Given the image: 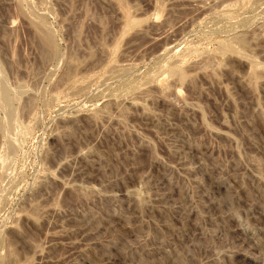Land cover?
Masks as SVG:
<instances>
[{
    "label": "rangeland",
    "instance_id": "1",
    "mask_svg": "<svg viewBox=\"0 0 264 264\" xmlns=\"http://www.w3.org/2000/svg\"><path fill=\"white\" fill-rule=\"evenodd\" d=\"M0 264H264V0H0Z\"/></svg>",
    "mask_w": 264,
    "mask_h": 264
}]
</instances>
